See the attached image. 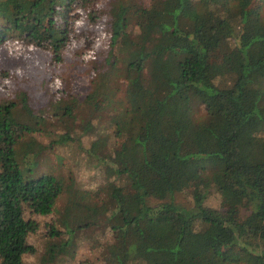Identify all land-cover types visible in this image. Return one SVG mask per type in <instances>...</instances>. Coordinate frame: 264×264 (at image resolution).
I'll return each mask as SVG.
<instances>
[{"label":"trees","instance_id":"trees-1","mask_svg":"<svg viewBox=\"0 0 264 264\" xmlns=\"http://www.w3.org/2000/svg\"><path fill=\"white\" fill-rule=\"evenodd\" d=\"M77 1L0 0V45L47 53L1 71L0 264H264V0H92L70 46Z\"/></svg>","mask_w":264,"mask_h":264},{"label":"rangeland","instance_id":"rangeland-1","mask_svg":"<svg viewBox=\"0 0 264 264\" xmlns=\"http://www.w3.org/2000/svg\"><path fill=\"white\" fill-rule=\"evenodd\" d=\"M87 6L86 10H91L92 0H80L75 2L74 6L70 10L71 17H73L72 23L70 25L69 33H68V45L70 43V46L75 44V42L78 41L77 36L79 34L82 35L83 32H81V27L86 26V32L91 31L94 33L93 30H88V26L92 24V21H90V17L87 16L86 20L83 21L82 17L84 15L83 9ZM77 15V16H76ZM79 16V17H78ZM85 24V25H84ZM88 33H83L81 36L82 41L85 42L87 45L91 46L93 44L92 39H88ZM84 36V38H83ZM46 51L41 48H37L35 50H31L30 48H24L22 50L18 49L14 44H2L0 45V93L2 90V70L11 71L15 70L16 72H30L33 74V77L38 80V82L41 81V76L45 77L47 75L46 68H44L45 60L47 59ZM72 55V54H67ZM80 63L78 62V59L76 56H67L65 59H63L62 62L55 65L52 64L48 67L47 70L51 71L54 74H58L60 77H66L70 78V85L76 93H84L88 89L89 83H88V77L86 74H84L80 70ZM35 67H41L34 69ZM94 116L99 115L98 112L93 114ZM120 144V136L117 135L116 137V147H118ZM68 151V150H67ZM68 157H65V159L62 161V164H64L66 167L71 166L72 161V151L69 150L67 152ZM51 161L53 163V166L55 167L58 164V158L54 154H51ZM94 177L95 180L100 179V174L97 170H94ZM88 181H86V177L83 175L81 176V179L79 180V185L92 187L96 184L94 182V179H90L88 177ZM189 198V194L187 193H178L175 195V199L178 203L186 204ZM221 200L215 195L212 194L209 203L211 205H216L227 208L223 203L221 204ZM244 210H240V214H244ZM100 241L104 239V235L101 234ZM98 250L93 248L91 242L86 241H78L77 248H76V256L73 260V262H66L65 264H77L76 262L79 261H89L91 257L97 256ZM228 254L231 256L232 259L227 264H244L243 261L240 259L242 256L241 250L234 246L230 251H228ZM88 257L90 258L88 260ZM92 260V259H91Z\"/></svg>","mask_w":264,"mask_h":264}]
</instances>
